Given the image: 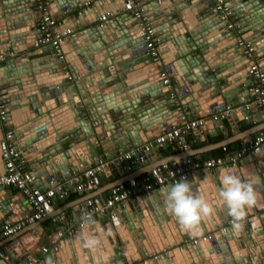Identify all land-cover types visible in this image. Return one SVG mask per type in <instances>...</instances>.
<instances>
[{
    "label": "water",
    "instance_id": "1",
    "mask_svg": "<svg viewBox=\"0 0 264 264\" xmlns=\"http://www.w3.org/2000/svg\"><path fill=\"white\" fill-rule=\"evenodd\" d=\"M47 1L52 16L65 18L60 28H72L60 46L63 58L50 45L34 46L40 33L35 28V0H0V89L6 124L17 128L14 146L42 189L54 186L56 192L68 194L76 186L72 178L99 159L110 162L104 173L107 179H112L114 169L123 175L106 189L125 182L138 164L121 169L127 161L118 165L119 157L126 152L146 157V143L180 123L170 89L162 84V70L173 78L183 108L190 109L187 117L206 118L204 127L192 131L197 139L203 140V131L223 124L217 112L226 105L233 109L225 119H234V126L240 119L250 124L263 119L253 103L245 107L255 93L250 90L253 61L244 53V45L253 48L264 70V0H222L229 12L226 19L216 9L218 0H138L153 27L161 65L148 52L140 18L129 10L120 12L126 0ZM104 14L108 18L100 21ZM229 21L233 27H228ZM261 129L255 125L245 130V141ZM263 149L262 145L258 152H250L232 168L219 167L210 173L201 168L186 179L192 194L202 195L213 210L196 234L182 230L165 211L164 195L157 188L124 200L118 209L104 210L77 227L70 238L60 240L57 250L43 259L27 250L29 242L11 243L16 237L5 242L9 244L5 252L12 261L20 257L18 264L35 259L33 264H178L176 260L264 264ZM195 154L201 158V152ZM249 162L254 167L244 168ZM225 170L251 180L258 197L257 205L246 212L243 229L235 234L219 196ZM12 202L11 192L0 187V231L7 220L16 222L32 213L28 204L24 206L22 194L15 200L17 209L25 211L22 217ZM103 204L101 198L99 207ZM41 223L35 221L34 226ZM218 223L230 224L207 240L173 251L174 241L210 232V226ZM93 237L98 244L85 247V238ZM163 244L170 247L169 253L165 254ZM153 251L160 255L150 259Z\"/></svg>",
    "mask_w": 264,
    "mask_h": 264
},
{
    "label": "built area",
    "instance_id": "2",
    "mask_svg": "<svg viewBox=\"0 0 264 264\" xmlns=\"http://www.w3.org/2000/svg\"><path fill=\"white\" fill-rule=\"evenodd\" d=\"M35 2L36 10L38 12L36 28L40 33L36 36L34 46L41 47L44 45H50L53 52L59 58H63L60 46L63 41L70 37L72 28H60L62 22L59 18L50 14L47 0H35ZM122 9L129 10L135 17L140 18V24L144 31L145 39L147 40L146 46L148 52L153 61L161 65L162 62L156 47V38L154 37L153 27L147 17L142 15L143 8L141 7V4L138 0H126ZM216 9L222 12L223 19L227 18L229 12L224 6L222 0L216 1ZM106 15H101L98 19L103 21L106 19ZM228 27H233V24L229 22ZM244 48L246 56L253 61L249 68V73L252 76L251 90L255 93L254 98L245 103V107L248 109L249 105L253 103L257 108V113L264 118V70L258 65L253 48L249 44L244 45ZM160 76L163 78L162 84L170 89L169 97L173 101L174 107L177 110V116L180 123L176 126H172L169 130L156 135L149 144L146 143L144 151H149L152 145L158 147L165 143L172 147L177 146L181 149H185L187 146L186 136L195 128L204 127L206 125V118L189 119L186 110L182 107L180 97L175 92L171 76L164 70L160 72ZM232 109V106L226 105L225 108L219 110L217 114L220 115V118L225 119L226 115L231 112ZM6 113L7 110L0 89V129L3 130V136L0 139V153L4 167L3 173H0V187H12L16 189L25 197L26 202L32 209V213L30 215H25L20 221L5 223L1 227L0 236L13 234L19 231L25 224L34 223L35 221L46 217L53 211L56 194L60 193V195L63 196V193H66L56 192L55 187L42 189L37 184L36 176L31 170L26 168L25 159L14 146V131L10 128L4 129L6 124ZM262 144H264V131H260L258 134L250 137L247 141H244L236 151L229 152L226 146H222V150L225 152L222 155L207 158L187 156L154 167L148 173L139 178L133 177L128 179L125 183L113 186L110 189L107 198L104 200L102 207H99L101 199L98 197H91L82 201L83 203L79 204L78 226H83L88 220H91L95 214L99 215L103 213L104 210H112L128 198H135L156 188H164L171 183L174 184L178 182L181 178L187 179L195 170L203 168L208 171L219 167L232 168L238 164V160L242 155L249 152H258L261 149ZM137 150L140 151L141 148L138 147ZM102 156L103 153L101 157ZM120 160H126L127 163L121 165ZM142 160L143 157H133L132 152H126L119 157L117 164L121 165V169L131 170L133 166L137 165ZM109 165V160L99 159L96 164L89 166L82 173L76 174L72 178V181L76 182L75 189L83 191L89 187L99 185L101 177L104 175L106 169L109 168ZM112 216L113 214H111V217ZM229 224L230 223H225L222 226L218 223L216 224L217 228H214L210 232L200 236L189 237L185 240V245L187 243L196 244L201 240H207L211 237L212 232L217 230L224 231ZM73 234L74 229H71L68 232V235L71 236ZM64 238H66V234H64L63 231H56V233L51 235L48 246L41 247V252L47 253L49 248L51 250H57L59 241ZM179 248L182 249L183 246L181 245ZM5 251L6 250L0 249V261L5 264H15ZM152 255L153 257H157L156 253ZM34 261H30L28 264H33Z\"/></svg>",
    "mask_w": 264,
    "mask_h": 264
},
{
    "label": "crops",
    "instance_id": "3",
    "mask_svg": "<svg viewBox=\"0 0 264 264\" xmlns=\"http://www.w3.org/2000/svg\"><path fill=\"white\" fill-rule=\"evenodd\" d=\"M120 12L123 13L124 9H121ZM56 17L59 18L61 22H63L65 19L62 15H58ZM106 18H108V15H106ZM46 46L47 45H44L42 47H46ZM43 55H46V54L43 53ZM256 61H257V58H256ZM171 79L173 81L172 77ZM251 88H252V83L250 85V90ZM182 107H184L183 104H182ZM185 110L188 113L190 109L185 108ZM230 120L231 121H228L227 119H223L222 125L216 124L213 127L214 129L210 128V131H203L204 133L203 140L197 139L196 135L193 132L189 133L186 136L187 146L185 149H181L177 146H174L175 147L174 148L166 143L158 147H156V145H152V147H150L148 151L147 156L144 157L143 160L140 161V163H138V167H136L134 171L130 172L129 175L126 177V179L128 180L133 177L139 178L143 176L144 174L148 173L154 167H157L164 163H170L169 159H172V157H175L176 159H178L177 157H180L184 154L185 155L190 154L189 156L198 157L199 155L195 154L196 152H201L200 154L201 158L213 157V156H216L217 152H219V154L225 153L222 150V146H226L229 152L236 151L240 148V146L245 141V139L248 138V136L244 135L245 130H247L248 128L242 130L244 128L243 127L244 125H249L250 127L258 125V127L262 128L261 131H264V118L261 119V121H255V122L252 121L251 124L248 123L245 119L243 120L240 119L238 127L234 126L236 123L234 119L230 118ZM8 128L12 129L13 131L17 129L14 126H9L5 124L4 129H8ZM2 136H3V130L0 129V139L2 138ZM252 136H254V134H252L250 137ZM147 144H149V142ZM210 145H213V147L210 148ZM247 154L249 153L242 155V157L238 160V163H240ZM263 154H264V149H263ZM25 166L27 169L30 170V166L27 162V159H25ZM246 167L252 169L254 165L252 162H249V163L244 164V168ZM3 170H4L3 160L1 158V153H0V173H3ZM211 171L212 170H208L207 172L210 173ZM111 175H112L111 180L107 179L106 176L103 175L101 177V182L99 185L84 189L80 193L76 189L67 190L69 193L68 194L63 193V196L60 195V193H57L54 198L53 211L48 216L38 220L42 222L41 225L34 226V223H28V224H25L19 231L13 234L6 235V236H0V249L7 250L9 247V244H6L5 242L10 240L11 238L16 237L15 241L11 243H18V241L25 242V243L29 242V244H27L28 246L27 250L30 251L31 249L32 252H35L36 259L45 258L51 249L49 248L47 253H42L41 247L48 246L50 242V237L53 233H56V231L60 230V231H63L64 234H66V238H70V236L68 235V232L71 229H74V232H75L76 228L79 227L78 226L79 204L83 203L82 201H84L85 199H88L91 197H98L100 199L102 198L105 200L109 194V189H106V185L111 181H117L118 179L123 177V175L119 174V172L116 169L111 171ZM209 178L210 177H208V179ZM127 180L125 182H127ZM50 187H54V186H49L47 188H50ZM6 190L11 192V198L13 201L12 202L13 209L17 210V215H20V217H22L25 211L23 209H17V205L15 203V200L20 197V193L12 187L6 188ZM129 200H133V198H130ZM79 201L81 202L79 203ZM27 204H28L27 202L24 203V206H27ZM120 205L121 203L118 204L116 208L118 209ZM10 215L13 216L16 214L10 213ZM95 216L96 214L94 215V217ZM20 220L22 219H19L18 221ZM8 222H13V221L9 219L5 223H8ZM215 226L216 225H211L210 229L213 230L214 228H217V226L216 227ZM186 239L187 238L184 237L182 240H179V242L174 241L173 251H176L177 250L176 248L181 245L184 247ZM31 241H34V244H32ZM163 246H164L163 250H165V254L166 252L169 253V251L171 250L169 249L170 247H168V245H165V244H163ZM154 253H156L157 256L160 255V253L153 251V254ZM152 258L153 256L151 254L150 259ZM19 261H21V259L20 257H17L14 262L15 264H18ZM175 263L181 264L183 262L181 261L180 263L178 260H176Z\"/></svg>",
    "mask_w": 264,
    "mask_h": 264
},
{
    "label": "clouds",
    "instance_id": "4",
    "mask_svg": "<svg viewBox=\"0 0 264 264\" xmlns=\"http://www.w3.org/2000/svg\"><path fill=\"white\" fill-rule=\"evenodd\" d=\"M220 182L222 186L219 196L231 217V231L235 234L243 229L247 210L257 205V193L251 180H242L230 170L223 172ZM161 192L164 195L165 211L177 219L182 230L190 234H196L195 230L201 221L213 211L202 195L192 194L191 184L185 178L162 188ZM98 242L95 237L85 238L84 246L95 247Z\"/></svg>",
    "mask_w": 264,
    "mask_h": 264
},
{
    "label": "trees",
    "instance_id": "5",
    "mask_svg": "<svg viewBox=\"0 0 264 264\" xmlns=\"http://www.w3.org/2000/svg\"><path fill=\"white\" fill-rule=\"evenodd\" d=\"M243 127H244V128H243L242 130L247 129V128H249L250 126H249V125H244ZM217 155H222V154H219V152H217V153H216V156H217Z\"/></svg>",
    "mask_w": 264,
    "mask_h": 264
},
{
    "label": "bare ground",
    "instance_id": "6",
    "mask_svg": "<svg viewBox=\"0 0 264 264\" xmlns=\"http://www.w3.org/2000/svg\"><path fill=\"white\" fill-rule=\"evenodd\" d=\"M193 24V23H192Z\"/></svg>",
    "mask_w": 264,
    "mask_h": 264
}]
</instances>
